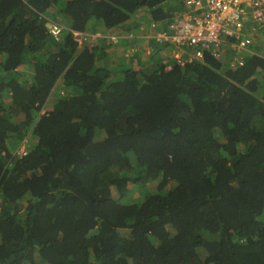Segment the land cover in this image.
<instances>
[{
  "label": "trees",
  "instance_id": "obj_1",
  "mask_svg": "<svg viewBox=\"0 0 264 264\" xmlns=\"http://www.w3.org/2000/svg\"><path fill=\"white\" fill-rule=\"evenodd\" d=\"M170 1L0 0V264H264V27L185 66L150 39L117 81L105 36L71 33L168 25Z\"/></svg>",
  "mask_w": 264,
  "mask_h": 264
},
{
  "label": "built area",
  "instance_id": "obj_2",
  "mask_svg": "<svg viewBox=\"0 0 264 264\" xmlns=\"http://www.w3.org/2000/svg\"><path fill=\"white\" fill-rule=\"evenodd\" d=\"M184 6L172 13L173 21L157 28L152 23L146 39L171 44L169 58L179 66L199 62L205 53L218 56L219 47L228 44L235 53H242L255 39V26L264 27V0H182ZM249 25H253L249 27ZM48 32L54 38L62 35L63 27L50 23ZM78 46L90 43L98 34L71 32ZM170 68V67H169ZM24 145V144H22ZM20 149V150H19ZM18 149L25 155L26 147Z\"/></svg>",
  "mask_w": 264,
  "mask_h": 264
},
{
  "label": "crops",
  "instance_id": "obj_3",
  "mask_svg": "<svg viewBox=\"0 0 264 264\" xmlns=\"http://www.w3.org/2000/svg\"><path fill=\"white\" fill-rule=\"evenodd\" d=\"M170 2H172L173 6H175V8H173L174 12H177L180 8H183L184 4L181 1V3H178L175 0H171ZM171 6H169L168 4H164L163 6V11L164 13H166L167 15H170V11L167 13V11ZM164 21H162L163 23ZM159 24L161 25V23L159 22ZM125 25L121 28H117L116 30H113V32H106L103 29L98 30V33L100 34L99 36L102 37L101 33L105 36L102 39H106L105 44L101 42L100 45H105V47L107 48L108 46V41L111 39L113 40L114 43V47H116V53L119 55L120 58L116 57V55L114 53H112L113 55L110 56L109 58L108 55L104 56V63L107 59H109L111 62L109 63H105L108 66H113V67H122L125 68V66H127V64L132 65H148L149 63V58L151 56V54L153 53V48L155 46H152V41L148 40V42H144V40H141L144 36H146L147 34L151 33V34H155V31H148L145 30V32L143 31V29H141L140 33H137V31L139 30L136 29V27L134 25L128 27V28H124ZM144 33V35H143ZM145 38V37H144ZM258 39H260L259 37H257ZM257 39V40H258ZM261 40V39H260ZM143 41V42H142ZM259 42V41H258ZM258 42H255L254 45L258 46ZM98 45V44H97ZM264 45L263 40H262V46ZM140 46H142L143 48L140 49ZM150 46V47H149ZM261 46V45H260ZM111 48V47H110ZM108 49V48H107ZM252 48L249 47L246 50H244V53H248L249 51H251ZM124 52V54H128L129 56L127 58H124L121 54ZM145 55L147 58H141V56ZM164 54L161 52L160 56H163ZM132 57V58H131ZM112 60H114V62H112ZM147 62V63H146ZM145 63V64H144ZM128 66L129 68H131V66ZM135 66V67H136ZM62 88V86H56V89ZM56 89H54L56 91ZM54 91V94H55ZM53 94V95H54Z\"/></svg>",
  "mask_w": 264,
  "mask_h": 264
},
{
  "label": "rangeland",
  "instance_id": "obj_4",
  "mask_svg": "<svg viewBox=\"0 0 264 264\" xmlns=\"http://www.w3.org/2000/svg\"><path fill=\"white\" fill-rule=\"evenodd\" d=\"M146 20V24L144 23V25H142L141 26V28H139V30L137 31V33H140L141 32V29H143V31L145 32V30H147L148 28H150V26H148V21H150V18L149 17H146L145 16V18L143 19V21H145ZM57 21V20H56ZM142 21V22H143ZM59 22V21H58ZM141 22V23H142ZM156 29H161V25L159 24V23H157V28ZM105 31V30H104ZM148 31H151L150 29H148ZM153 31V30H152ZM89 33L91 34V33H93L92 32V30L91 31H89ZM151 33H149V34H147L146 36H144V37H147L148 35H150ZM92 35H94V34H92ZM98 35H99V33H98ZM143 35H144V33H143ZM142 38L141 40H144V42H148V40H145L146 38ZM262 37H264L263 35H262ZM105 41H106V39H104V40H100V42H98V43H104L105 44ZM263 41H264V38H263ZM143 42V41H142ZM84 46V45H83ZM83 46H81V47H83ZM103 46H105V45H103ZM108 47V49H106L105 50V52H104V54L105 55H108V57L107 58H109L110 56H112L113 54L112 53H114L115 55H116V57H118V58H120L119 57V55L115 52L116 50V47H114V43H113V40H109L108 41V45H107ZM100 47H102V46H100ZM111 47V48H110ZM143 47L142 46H140V49H142ZM170 49H172V46L169 48L168 47V50H166V49H164V50H162L161 52L165 55V56H160V58H162L163 60H164V62L163 63H165L168 59V57H170V55H171V53H170ZM244 53V52H243ZM124 58H127L129 55L128 54H124V52L121 54ZM166 56H168V57H166ZM244 56V55H243ZM132 58V57H131ZM141 58H147L145 55H143V56H141ZM153 58H159V55H154V57ZM110 63L111 61L109 60V59H107L106 60V63ZM112 62H114V60H112ZM172 61H170L169 62V64L171 63ZM130 64H127V66H129ZM127 66H125V68H120V67H111L110 69H112L113 70V76H112V78H113V80H115V81H117V80H119V79H121V77H122V73H123V70L124 69H126V67ZM131 66V65H130ZM134 66L135 65H132L131 66V68H134ZM169 67H171V65L169 66ZM169 67H168V69H169ZM27 71V70H26ZM59 86H60V83L58 84ZM69 93V89H66V88H64V87H60L59 89H56V92H55V94L54 95H52L51 96V102H50V106H52V102L53 101H55L57 98H58V95H60V96H63V95H67ZM50 108V107H49ZM34 141V140H33ZM22 146H25V145H21L20 146V148L22 147ZM20 150V149H19ZM144 189H147V190H149L150 192H155L156 191V185H154L153 184V182L152 183H148L147 184V186L146 187H143ZM138 191H139V188H137V189H135V191L133 192L134 194L129 198L130 200L132 199V201H138L139 200V194H138Z\"/></svg>",
  "mask_w": 264,
  "mask_h": 264
},
{
  "label": "clouds",
  "instance_id": "obj_5",
  "mask_svg": "<svg viewBox=\"0 0 264 264\" xmlns=\"http://www.w3.org/2000/svg\"><path fill=\"white\" fill-rule=\"evenodd\" d=\"M150 29V28H149ZM88 34H90V33H88ZM91 34H94V33H91ZM100 35V34H99ZM146 38V37H145ZM81 47V46H80ZM248 48V47H247ZM235 53V52H234ZM243 53V52H242ZM236 54V53H235ZM241 54V53H240ZM165 64V63H164ZM136 66V65H135ZM134 66V67H135ZM170 66V64H168V67ZM168 69V68H167Z\"/></svg>",
  "mask_w": 264,
  "mask_h": 264
},
{
  "label": "bare ground",
  "instance_id": "obj_6",
  "mask_svg": "<svg viewBox=\"0 0 264 264\" xmlns=\"http://www.w3.org/2000/svg\"><path fill=\"white\" fill-rule=\"evenodd\" d=\"M49 33V32H48Z\"/></svg>",
  "mask_w": 264,
  "mask_h": 264
}]
</instances>
